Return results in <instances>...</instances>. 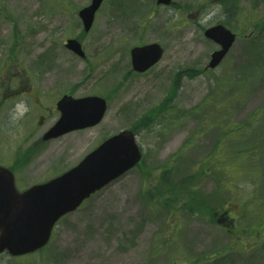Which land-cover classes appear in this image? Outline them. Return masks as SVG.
Returning <instances> with one entry per match:
<instances>
[{"label": "rangeland", "instance_id": "obj_1", "mask_svg": "<svg viewBox=\"0 0 264 264\" xmlns=\"http://www.w3.org/2000/svg\"><path fill=\"white\" fill-rule=\"evenodd\" d=\"M90 1L0 0V164L22 191L127 129L142 159L43 250L0 264H264V0H104L85 33ZM217 23L236 40L210 70L218 46L204 31ZM151 43L161 60L133 72L130 50ZM64 94L104 98L105 116L44 142Z\"/></svg>", "mask_w": 264, "mask_h": 264}, {"label": "water", "instance_id": "obj_2", "mask_svg": "<svg viewBox=\"0 0 264 264\" xmlns=\"http://www.w3.org/2000/svg\"><path fill=\"white\" fill-rule=\"evenodd\" d=\"M103 0H91L78 11L84 32L93 24ZM171 0H156L167 6ZM204 36L219 46L210 56L207 69H215L227 55L236 35L222 25L205 30ZM65 48L84 59L85 52L77 39H67ZM163 49L157 43L130 50L132 70L144 73L159 62ZM57 122L44 134L43 141L59 138L75 130L99 124L107 110L106 101L98 96L74 98L62 96L56 103ZM142 153L131 130H123L104 140L75 167L45 183L23 192L14 186L12 173L0 166V254L22 256L43 248L55 223L76 210L90 195L133 169Z\"/></svg>", "mask_w": 264, "mask_h": 264}, {"label": "trees", "instance_id": "obj_3", "mask_svg": "<svg viewBox=\"0 0 264 264\" xmlns=\"http://www.w3.org/2000/svg\"><path fill=\"white\" fill-rule=\"evenodd\" d=\"M133 130V129H132ZM134 131V130H133ZM135 132V131H134ZM165 174H167V173H165ZM164 176V181L163 182H166V180H165V177H166V175H163ZM193 177H189L188 179L190 180V179H192ZM184 181L186 182V181H188L187 179L185 180V179H182L181 181H180V184L181 185H183L184 184ZM189 187H192V185L190 184V183H188L186 186H185V189H184V193H186L188 196H190L191 198H193V193H194V190L192 189L191 191L189 190ZM187 190H189V191H187Z\"/></svg>", "mask_w": 264, "mask_h": 264}, {"label": "flooded vegetation", "instance_id": "obj_4", "mask_svg": "<svg viewBox=\"0 0 264 264\" xmlns=\"http://www.w3.org/2000/svg\"><path fill=\"white\" fill-rule=\"evenodd\" d=\"M224 1V0H223ZM222 2V1H221ZM155 4H156V1H155ZM217 25H222V24H220V23H217V24H215V25H213V26H217ZM213 26H211V27H213ZM223 26V25H222ZM208 28H210V27H208ZM1 165V164H0ZM1 166H3V167H6V168H8L9 170H11V172L13 173V176H14V183H15V187L18 189V187H17V184H16V179H15V170H14V167H13V165H10V166H5V165H1Z\"/></svg>", "mask_w": 264, "mask_h": 264}]
</instances>
